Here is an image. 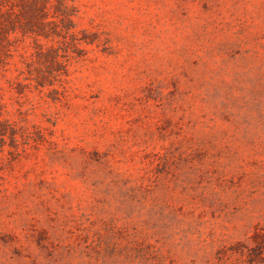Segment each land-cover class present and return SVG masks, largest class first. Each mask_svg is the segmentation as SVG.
I'll return each mask as SVG.
<instances>
[{
  "label": "rangeland",
  "instance_id": "obj_1",
  "mask_svg": "<svg viewBox=\"0 0 264 264\" xmlns=\"http://www.w3.org/2000/svg\"><path fill=\"white\" fill-rule=\"evenodd\" d=\"M75 4L58 98L2 54L0 264H264V0Z\"/></svg>",
  "mask_w": 264,
  "mask_h": 264
},
{
  "label": "trees",
  "instance_id": "obj_2",
  "mask_svg": "<svg viewBox=\"0 0 264 264\" xmlns=\"http://www.w3.org/2000/svg\"><path fill=\"white\" fill-rule=\"evenodd\" d=\"M76 0H0V75L6 71L3 52L10 45L12 34L22 36H33L36 40L43 38L53 43L49 46L38 44L30 61L25 62L27 66L23 80L18 85L26 87L34 84L36 87H50L57 94V98L63 92L56 88L62 84L64 76L68 75V69L72 59L79 57L76 53L77 40H85L87 35L78 37L74 16L78 9ZM86 34V31L83 30ZM72 37V42L68 41ZM72 44V46H70ZM7 54V53H5ZM20 79V77H17ZM28 82H23V81ZM20 90V89H18ZM3 104L0 100V138H2ZM14 145L17 139L12 137ZM18 147V146H17Z\"/></svg>",
  "mask_w": 264,
  "mask_h": 264
}]
</instances>
